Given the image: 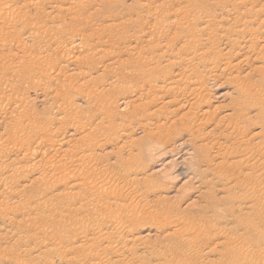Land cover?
I'll list each match as a JSON object with an SVG mask.
<instances>
[{"label":"rangeland","instance_id":"rangeland-1","mask_svg":"<svg viewBox=\"0 0 264 264\" xmlns=\"http://www.w3.org/2000/svg\"><path fill=\"white\" fill-rule=\"evenodd\" d=\"M261 30L264 31V0H0V169H4L0 170V264H90L91 261V264L131 261H134L131 264H159L161 260L153 251L161 248V252L176 254L182 246L189 247V256L198 255L200 262L195 264H263L264 235L258 231L264 228V32ZM255 31L258 33L254 35ZM212 46L216 50H210ZM257 55L260 58L256 59ZM184 63L189 65L188 70L182 66ZM214 64L218 67H213ZM50 72L57 77L52 73L47 76ZM71 78L75 82L71 83ZM239 82L249 84L250 87L246 86L250 89ZM159 89H170L173 94ZM153 94L155 101L164 100L150 102ZM179 100L183 106L178 105ZM195 102L199 105L194 106ZM143 104L149 106L142 107ZM17 115L23 119L17 121ZM85 128L92 131L89 133ZM157 128L164 133L158 136L160 139L154 134H160ZM20 137L21 144L17 139ZM58 148L60 151L63 148L62 152L55 154ZM33 149L39 150L35 151L41 156L37 157ZM80 154L83 158H79ZM90 154L94 160H90ZM33 155L41 159L40 166V162H36L38 166L35 164L37 159ZM54 165L57 172L61 167L59 173ZM247 199L251 200L247 205L252 202V206L243 208ZM255 200L259 202L254 206ZM112 234L116 237L121 234L117 243L114 238L112 242ZM108 242H112L111 246L115 242V247ZM89 245L95 252H89ZM124 251L127 256L122 255ZM103 254L111 257L105 259Z\"/></svg>","mask_w":264,"mask_h":264},{"label":"bare ground","instance_id":"bare-ground-1","mask_svg":"<svg viewBox=\"0 0 264 264\" xmlns=\"http://www.w3.org/2000/svg\"><path fill=\"white\" fill-rule=\"evenodd\" d=\"M251 3H252V2H251ZM261 11L263 12L262 9H261ZM249 13H250V12H249ZM256 13H257V12H256ZM257 14H258V13H257ZM258 15H259V14H258ZM257 17H259V16H257ZM243 18H244V17H243ZM245 18H246V17H245ZM208 20H209V19H208ZM253 20H256V19L254 18ZM210 21H211V20H210ZM243 21H244L243 23H245V19H244ZM246 21H248V19H247ZM248 22H249V21H248ZM234 23H235V22H234ZM234 23H233V24H234ZM239 23H241V22L239 21ZM243 23H241V24H243ZM214 24H215V23H214ZM233 24H232V25H233ZM235 24H236V23H235ZM235 24H234V25H235ZM237 24H238V22H237ZM247 24H248V23H247ZM209 25H210V24H209ZM212 26H213V25H212ZM212 26H211V27H212ZM245 26H247V25H245ZM249 26H250V25H249ZM249 26H248V28H249ZM229 27H230V26H229ZM242 27H243V25H242ZM250 27H251V26H250ZM207 28H208V27H207ZM207 28H206V29H207ZM220 28H221V27H220ZM248 28H247V30H249ZM203 29H205V28H203ZM227 29H228V28H227ZM227 29H226V31H227ZM243 29H244V28H243ZM243 29H241V30H243ZM255 29H256V28H254V30H255ZM185 30H186V29H185ZM185 30H184V31H185ZM210 30H211V29H210ZM210 30H209L208 33H210ZM228 30H229V29H228ZM234 30H235V29H234ZM237 30H238V29H237ZM251 30H252V29H251ZM256 30H257V29H256ZM202 31H203V30H202ZM258 31H259V30H258ZM187 32H188V31H187ZM250 32H251V31H250ZM256 32H257V31L252 32V33H254V35H255ZM261 32L263 33L264 31L261 30ZM189 33H190V32H189ZM211 33H212V32H211ZM221 33H222V31H221ZM225 33H226V32H225ZM247 33H248V31H247ZM257 33H258V32H257ZM184 34H185V33H184ZM191 34H192V32H191ZM193 34H194V33H193ZM243 34H244V33H243ZM187 35H189V34H187ZM207 35H208V34H207ZM260 35H263V34H260ZM201 36H202V35H201ZM208 36H210V35H208ZM208 36H207V38L209 39ZM235 36H236V35H235ZM237 36H238V35H237ZM252 36H253V35H252ZM232 37H233V36H232ZM244 37H245V36H244ZM247 37H249V38H247L248 40L251 39V38H250L251 36H247ZM259 37H260V36H259ZM188 38H189V37H188ZM241 38H242V36H241ZM189 39H190V38H189ZM191 39H192V38H191ZM205 39H206V37H205ZM208 39H207V40H208ZM212 39H213V38L211 37L210 40H212ZM235 39H236V37H235ZM237 39H238V38H237ZM245 39H246V38H244V39L242 38V40H245ZM252 39H254V38H252ZM259 39H260V38H259ZM75 40H76V39H75ZM75 40H74V41H75ZM255 40H257V37L255 38ZM204 41H206V40H204ZM208 41H209V40H208ZM208 41H207V42H208ZM212 41H213V40H212ZM212 41H210V42L212 43ZM221 41H222V39H221ZM245 41H246V40H245ZM259 41H261V40H259ZM75 42H76V41H75ZM182 42H183V41H182ZM185 42H186V41H185ZM195 42H197V39H196ZM250 42H252V41L250 40ZM76 43H77V42H76ZM76 43H74V44H76ZM183 43H184V42H183ZM186 43H187V42H186ZM205 43H206V42H205ZM211 43H210V44H211ZM213 43H214V42H213ZM226 43H227V42H226ZM99 44H100V43H99ZM159 44H160V43H159ZM206 44H207V43H206ZM232 44H233V43H232ZM245 44H246V43H245ZM245 44H244V45H245ZM255 44H256V43H255ZM260 44H262V43H260ZM196 45H197V44H196ZM207 45H208V44H207ZM211 45H212V44H211ZM242 45H243V44H242ZM244 45H243V46H244ZM249 45H250V43H249ZM252 45L254 46V44H252ZM263 45H264V44H263ZM157 46H158V45H157ZM160 46H161V44H160ZM160 46H159V47H160ZM201 46H202V45H201ZM209 46H210V45H209ZM213 46H214V44H213ZM213 46H212L211 48L209 47L210 50L216 48V47H213ZM233 46H234V45H233ZM240 46H241V45H240ZM74 47H75V46H74ZM77 47H78V46H77ZM154 47H156V46H154ZM154 47H153V48H154ZM162 47H163V46H162ZM185 47H186V46H185ZM203 47H205V44H204ZM203 47H202V48H203ZM217 47H218V46H217ZM262 47L264 48V46H262ZM156 48H157V47H156ZM188 48H189V47H188ZM193 48H194V47H193ZM206 48H207V47H206ZM206 48H205V49H206ZM209 48H208V49H209ZM245 48H246V47H245ZM260 48H261V47H260ZM191 49H192V48H191ZM199 49H200V48H199ZM217 49H221V48H217ZM229 49H230V48H229ZM246 49H247V48H246ZM248 49H249V48H248ZM248 49H247V50H248ZM253 49H254V48H253ZM261 49H262V48H261ZM187 50H188V49H187ZM197 50H198V49H197ZM206 50H207V49H206ZM214 50H216V49H214ZM250 50H251V49H250ZM250 50H249V51H250ZM254 50H255V49H254ZM256 50H258V47H257ZM256 50H255V51H256ZM259 50H260V49H259ZM77 51H78V50H77ZM188 51H189V50H188ZM194 51H195V48H194ZM226 51H229V50L226 49ZM235 51H237V50H235ZM261 51H262V50H261ZM261 51H257V52H261ZM164 52H166V51L164 50ZM196 52H197V51H196ZM196 52H195V53H196ZM216 52H217V51H216ZM242 52H243V51H242ZM252 52H253V51H252ZM175 53H176V52H175ZM191 53L193 54V51H192ZM224 53H225V52H224ZM234 53H235V52H234ZM243 53H244V52H243ZM247 53H248V52H247ZM254 53L257 54L256 52H254ZM168 54H169V53H168ZM179 54H180V53H179ZM192 54H191V55H192ZM215 54H216V53H215ZM222 54H223V53H222ZM225 54L227 55V53H225ZM232 54H233V53H232ZM239 54H240V52H239ZM260 54H261V53H260ZM260 54H259V55H260ZM185 55H187V54H185ZM189 55H190V54H189ZM189 55H188V58H189ZM191 55H190V57H191ZM197 55L199 56V53H198V52H197ZM200 55H201V54H200ZM219 55H220V53H219ZM219 55H217V56L219 57ZM233 55H234V54H233ZM246 55H247V54H246ZM262 55H264V54H262ZM65 56H66V55H65ZM193 56H194V55H193ZM193 56H192V57H193ZM195 56H196V55H195ZM201 56H202V55H201ZM203 56H204L203 58H205V56H207V55L204 54ZM222 56H223V55H222ZM242 56H243V55H242ZM250 56H251V55H250ZM250 56H249V57H250ZM252 56H253V55H252ZM50 57H51V56H50ZM67 57H68V55H67ZM67 57H66V58H67ZM72 57H73V56H72ZM159 57H160V55H159ZM176 57H177V56H176ZM181 57H182V56H181ZM184 57H185V56H183V58H184ZM196 57H197V56H196ZM199 57H200V56H199ZM213 57H214V56H213ZM213 57H210V58H213ZM218 57H217V58H218ZM220 57H221V56H220ZM220 57H219V58H220ZM228 57H230V56H228ZM246 57H247V56H246ZM246 57H245V58H246ZM257 57H259V56L257 55L255 58L257 59ZM48 58H49V57H48ZM63 58H64V56H63ZM66 58H64V59L66 60ZM70 58H71V57H70ZM76 58H77V57H76ZM76 58L72 59L73 62H74V60H75ZM78 58H79V57H78ZM78 58H77V59H78ZM172 58H174V56H173ZM178 58H179V56H178ZM183 58H182V60H183ZM193 58H194V57H193ZM200 58H201V57H200ZM200 58H199V60L202 59V58H201V59H200ZM208 58H209V57H208ZM208 58L206 57V60H207ZM219 58H218V59H219ZM234 58H235V57H234ZM241 58H242V57H241ZM247 58H248V57H247ZM259 58H260V57H259ZM49 59H51V58H49ZM80 59H81V58H80ZM164 59H165V58H164ZM168 59H169V58H168ZM175 59H177V58H175ZM179 59H180V58H179ZM185 59H187V58H185ZM218 59H217V61H218ZM223 59H224V56H223ZM228 59H229V58H228ZM46 60H47V59H46ZM81 60H82V59H81ZM81 60H80V61H81ZM169 60H170V59H169ZM169 60H167V61H169ZM196 60H197V59H196ZM206 60H204L203 62H205ZM208 60H209V59H208ZM226 60H227V59H226ZM231 60H232V59H229V61H231ZM247 60H249V59H247ZM247 60H245V61L247 62ZM86 61H87V60H86ZM86 61H84V63H85ZM174 61H175V62H174ZM174 61H173V63H175V64H173V65L176 66V65H177V64H176V60H174ZM185 61H186V60H185ZM188 61H193V60H188ZM217 61H216V62H217ZM219 61H220V60H219ZM221 61H222V59H221ZM223 61H224V60H223ZM234 61H235V60H234ZM236 61H237V60H236ZM236 61H235V62H236ZM238 61H239V60H238ZM238 61H237V62H238ZM241 61H242V63H244V62H243V61H244V57H243V60H241ZM250 61H251V60H250ZM253 61H254V59H253ZM257 61H258V60H257ZM44 62H47V61H44ZM49 62H50V61H49ZM71 62H72V61H71ZM76 62H77V61H76ZM171 62H172V60H171ZM181 62H184V61H181ZM196 62H197V61H196ZM226 62H228V61H226ZM226 62H225V63H226ZM239 62H240V61H239ZM239 62H238V63H239ZM255 62H256V61H255ZM39 63H40V62H39ZM41 63H42V62H41ZM41 63H40V64H41ZM59 63H60V62H59ZM64 63H65V62H64ZM69 63H70V60H69ZM74 63H75V62H74ZM78 63H79V62H78ZM80 63H82V62H80ZM110 63H111V62H110ZM110 63H109V61H108V64H110ZM167 63H168V62H167ZM169 63H170V61H169ZM177 63H178V62H177ZM191 63H194V62H191ZM210 63H212V62H210ZM213 63H214V61H213ZM213 63H212V64H213ZM221 63H222V62H221ZM223 63H224V62H223ZM225 63H224V65H225ZM229 63H230V62H229ZM238 63H237V64H238ZM46 64L48 65V63H46ZM51 64H52V63H51ZM53 64H55V63H53ZM53 64H52V65H53ZM65 64H66V63H65ZM67 64H68V63H67ZM76 64H77V63H76ZM85 64H86V63H85ZM170 64H172V63H170ZM195 64H196V63H195ZM216 64H217V63H216ZM226 64H227V63H226ZM233 64H234V63H233ZM233 64H232V66H233ZM246 64H248V63H246ZM74 65H75V64H74ZM219 65H220V64H219ZM230 65H231V63H230ZM240 65H241V64H240ZM48 66H50V65H48ZM48 66H47V67H48ZM61 66H62V63H61ZM61 66H60V67H61ZM182 66H186L185 63H184ZM187 66H189V65H187ZM187 66H186V68H185V67H184V68L188 70V67H187ZM197 66H198V65H197ZM214 66H217V65L214 64L213 67H214ZM228 66H229V65H228ZM232 66H231V67L229 66V68L232 69ZM50 67H51V66H50ZM50 67H48V68H50ZM54 67H55V65H54ZM58 67H59V66H58ZM58 67H56V70H57ZM152 67H153V66H152ZM194 67H195V66H193V68H194ZM209 67H211V65H209ZM217 67H218V66H217ZM220 67H221V66H220ZM236 67H237V65H236ZM238 67L240 68V66H238ZM238 67H237V68H238ZM258 67H259V66H258ZM45 68H46V67H45ZM184 68H183V69H184ZM215 68H216V67H215ZM58 69H59V68H58ZM151 69H152V68H151ZM156 69H157V67H156ZM181 69H182V68H181ZM181 69H180V70H181ZM191 69H192V68H191ZM191 69H190V67H189V70H191ZM212 69H214V68H212ZM234 69H235V68H234ZM234 69H233V70H234ZM257 69H258V68H257ZM222 70H223V68H222ZM262 70H264V69H262ZM46 71L48 72L49 69H48V70L46 69ZM51 71H53V69H52ZM58 71H60V69H59ZM71 71H72V70H71ZM143 71H144V70H143ZM154 71H155V70H154ZM160 71H161L160 73L162 74V70H161V69H160ZM168 71H170V70H168ZM181 71H182V70H181ZM183 71H184V70H183ZM194 71H196V69H194ZM194 71H193V72H194ZM209 71H210V70H209ZM230 71H231V70H230ZM234 71H235V70H234ZM47 72H45V73H47ZM60 72H61V71H60ZM166 72H167V71H166ZM188 72H189V71H188ZM232 72H233V71H232ZM232 72H231V73H232ZM258 72H259V71H258ZM51 73H52V72L48 73L47 76H48L49 74H51ZM57 73H58V72H57ZM64 73L66 74V71H64ZM72 73H75V72H72ZM175 73H176V72H175ZM177 73H179V71H178ZM177 73L175 74L176 76H177ZM181 73H182V72H181ZM185 73H186V72H185ZM189 73H190V72H189ZM189 73H188V74H189ZM233 73H234V72H233ZM262 73H263V72H262ZM59 74H62V72L59 73ZM65 74H64V75H65ZM129 74H130V73H129ZM166 74L168 75V73H166ZM186 74H187V73H186ZM188 74H187L186 76H188ZM197 74H199V73H197ZM201 74H203V73H201ZM216 74H217V73H216ZM263 74H264V73H263ZM52 75H54V74L52 73ZM56 75H57V74H56ZM71 75H72V74H71ZM148 75H149V73H148ZM171 75H172V73H171ZM211 75H212V74H210V76H211ZM235 75H236V74H235ZM45 76H46V75H45ZM54 76H55V75H54ZM75 76H76V75H75ZM181 76H183V73L181 74ZM186 76H184L185 79L187 78ZM197 76H198V75H197ZM208 76H209V75H208ZM217 76H218V75H217ZM236 76H237V75H236ZM52 77H53V76H52ZM56 77H57V76H55V78H56ZM64 77H65V76H63V78H64ZM71 77H72V76H71ZM178 77H179V76H178ZM178 77H177V79H178ZM211 77H212V76H211ZM237 77H238V76H237ZM237 77H234V76H233V78H235V79H236ZM49 78H50V76L48 77V79H49ZM55 78H54V79H55ZM72 78L74 79V77H72ZM72 78H71V79H72ZM147 78H148V77H147ZM163 78L166 79L165 77H163ZM163 78H162V79H163ZM169 78H170V77H169ZM175 78H176V77H175ZM180 78H181V77H180ZM191 78H192V77H191ZM203 78H204V77H203ZM207 78H208V77H207ZM212 78H213V77H212ZM212 78H211V79H212ZM54 79H53V80H54ZM59 79H61V77H59ZM71 79H70V80H71ZM73 79H72L71 83L74 81ZM162 79L160 78V80H162ZM194 79H195V78H194ZM194 79L192 78V80H194ZM209 79H210V78H209ZM209 79H208V80H209ZM64 80H67V79H64ZM158 80H159V79H158ZM160 80H159V81H160ZM179 80H180V79H179ZM236 80H238V78H237ZM163 81H164V80H163ZM173 81H174V80H173ZM197 81H199V79H198ZM201 81H203V80H201ZM63 82H64V81H63ZM74 82H75V81H74ZM174 82H175V81H174ZM185 82H186V81H185ZM188 82H189V81H188ZM194 82H195V80H194ZM194 82H192V84H193ZM249 82H251V80H250ZM58 83H59V82H58V80H57V84H58ZM64 83H65V82H64ZM67 83H68V82H67ZM165 83H168V82H165ZM176 83H177V82H176ZM182 83H183V82H182ZM182 83H179V84H182ZM186 83H187V82H186ZM241 83H242V82H241ZM251 83H252V82H251ZM104 84H105V83H104ZM154 84H155V83H154ZM170 84H171V83H170ZM183 84H184V83H183ZM189 84H190V83H188V85H189ZM194 84H195V83H194ZM194 84H193V85H194ZM202 84H203V82H202ZM204 84H205V83H204ZM239 84H240V82H239ZM242 84H244V83H242ZM242 84H240V85L243 86ZM60 85L62 86V83H61ZM102 85H103V83H102ZM146 85H147V84H146ZM155 85H157V84H155ZM158 85H159V84H158ZM173 85H175V84H173ZM176 85H177V84H176ZM176 85H175V87H177V89H178V85H177V86H176ZM185 85H186V84H185ZM190 85H191V84H190ZM199 85H200V84H199ZM240 85H239V86H240ZM246 85H247V84H246ZM246 85L244 84V87H247V86L250 87L249 84H248L247 86H246ZM63 86H64V84H63ZM65 86H66V85H65ZM65 86H64V88H65ZM149 86H151V85L149 84ZM149 86H148V90H149ZM162 86H163V85H162ZM167 86H168V85H167ZM170 86H171V89H172V85H170ZM170 86H169V88H170ZM181 86H182V85H180V87H181ZM183 86H184V85H183ZM201 86H203V85H201ZM236 86H237V85H236ZM241 86H240V87H241ZM47 87H49V86L47 85ZM151 87H152V86H151ZM164 87H165V86H164ZM187 87H191V86H187ZM194 87H195V86H194ZM204 87H205V86H204ZM248 87H247V88H248ZM251 87H252V85H251ZM258 87H259V86H258ZM51 88H52V87H51ZM156 88H157V87H156ZM159 88H160V87H159ZM184 88H185V87H184ZM192 88H193V87H192ZM199 88H200V87H199ZM199 88L197 87V89H199ZM201 88L203 89V87H201ZM252 88H253V87H252ZM252 88H251V89H252ZM46 89L48 90V88H46ZM61 89H62V88H61ZM75 89H77V88H75ZM78 89H79V87H78ZM78 89H77V90H78ZM95 89H96V87H95ZM143 89H145V87H144ZM146 89H147V87H146ZM146 89H145V90H146ZM150 89H151V88H150ZM162 89H164V88H162ZM166 89H167V88H166ZM166 89H165V90H166ZM175 89H176V88H174V90H175ZM177 89H176V90H177ZM181 89H182V87H181ZM187 89H188V88H187ZM208 89H209V88H208ZM241 89H242V88H241ZM248 89H250V88H248ZM49 90H50V89H49ZM49 90H48V92H49ZM59 90H60V89H59ZM63 90H64V89H63ZM63 90H62V91H63ZM108 90H109V88H108ZM153 90H154V89H153ZM159 90H161V89H159ZM169 90H170V89H169ZM169 90H167V91L169 92ZM193 90H194V88H193ZM204 90H205V89H203V91H204ZM245 90H247V89H245ZM50 91H51V90H50ZM57 91H58V90H57ZM65 91H66V90H65ZM75 91H76V90H75ZM155 91H156V90H155ZM161 91H162V90H161ZM163 91H164V90H163ZM163 91H162V92H163ZM167 91H164V92H167ZM170 91H171V93L173 92L172 90H170ZM178 91H180V90L178 89ZM58 92H60V91H58ZM76 92H77V91H76ZM144 92H145V91H144ZM148 92H150V90H149ZM156 92H158V91H156ZM184 92L187 93V90L184 91ZM200 92H201V91H200ZM200 92H199V93H200ZM244 92H246V91H243V93H244ZM60 93H61V92H60ZM66 93H67V92H66ZM77 93H79V90H78ZM93 93H94V92H93ZM100 93H101V92H100ZM104 93H105V92H104ZM145 93H146V92H145ZM175 93H176V91H175ZM175 93H174V94H175ZM188 93H189V92H188ZM197 93H198V92H197ZM197 93H195V94H197ZM246 93H247V92H246ZM58 94H59V93H57V95H58ZM64 94H65V92H64ZM64 94H63V92H62V97H63ZM69 94H70V93H69ZM84 94H85V93H84ZM90 94H91V92H90ZM139 94H140V93H139ZM159 94H161V93H159ZM163 94H165V93H163ZM167 94H168V93H167ZM169 94H170V92H169ZM169 94H168V95H169ZM172 94H173V93H172ZM177 94H178V92H177ZM177 94H175V95H177ZM179 94H181V93H179ZM200 94H201V93H200ZM200 94H199V95H200ZM60 95H61V94H59V96H60ZM73 95H74V94H73ZM87 95H89V94H87ZM87 95H86V96H87ZM132 95H133V94H132ZM147 95H148V94H147ZM161 95H162V94H161ZM185 95H186V94H185ZM197 95H198V94H197ZM0 96H2V95H0ZM133 96H134V95H133ZM156 96H157V94H156ZM170 96H171V95H170ZM183 96H184V95H183ZM191 96L194 97L193 95H191ZM191 96H190V97H191ZM200 96H201V95H200ZM200 96L198 97L199 99H200ZM202 96H203V95H202ZM62 97L60 96V98H62ZM65 97H66V96H65ZM87 97H90V96H87ZM125 97H126V96H125ZM150 97H151V96H150ZM154 97H155V94H153V98L150 99V102H152L153 99H154V102H156V101L160 102V101L164 100L163 98H160V99H162V100H156V101H155V98H154ZM160 97H161V96H160ZM171 97H174V98H175V96H171ZM190 97H189V98H190ZM192 97H191V98H192ZM207 97H208V96H207ZM8 98H9V97H7V99H8ZM108 98H109V97H108ZM147 98H149V97H147ZM176 98H177V97H176ZM181 98H182V97H181ZM183 98H184V97H183ZM183 98H182V99H183ZM186 98H187V97H186ZM194 98H195V97H194ZM194 98H193V99H194ZM87 99H88V98H87ZM104 99H105V98H104ZM144 99H145V98H144ZM156 99H159V98L157 97ZM168 99H170V98H168ZM177 99H178V98H177ZM195 99H196V98H195ZM195 99H194V100H195ZM205 99H206V98H205ZM3 100H4V98H3ZM137 100H138V99H137ZM147 100H148V99H147ZM170 100H171V99H170ZM172 100H174V99L172 98ZM180 100H181V99H180ZM180 100H179V103L181 102ZM187 100H188V99H187ZM1 101H2V99L0 100V102H1ZM69 101H71V100H69ZM74 101H75V100H74ZM175 101L178 102V100H176V99H175ZM175 101H174V102H175ZM183 101H184V100H183ZM185 101H186V99H185ZM185 101H184V102H185ZM190 101H191V100H190ZM58 102H60V99H59ZM67 102H68V101H67ZM89 102H90V101H89ZM92 102H93V101H92ZM146 102H147V101H146ZM150 102H149V104H151ZM187 102H188V101H186V103H187ZM192 102H193V101H192ZM204 102H205V100H204ZM204 102H203V103H204ZM3 103H4V101H3ZM8 103H9V102H8ZM71 103H72L71 105L74 104L73 102H71ZM87 103H88V102H87ZM109 103H110V102H109ZM112 103H113V102H112ZM163 103H164V101H163ZM166 103H168L169 106H170L169 101L167 102V100H166ZM200 103H201V102H200ZM58 104H59V103H58ZM65 104H66V103H65ZM188 104H190V102H188ZM197 104H198V103L195 102V105H194V106H196ZM60 105H61V103H60ZM68 105H69V104H67L66 107H67ZM71 105H70V107H71ZM146 105H147V104H146ZM146 105L143 104L142 107H144V106H146ZM158 105H159V104H158ZM178 105L183 106L184 104L182 105V104L180 103V104H178ZM198 105H199V104H198ZM259 105H260V104H259ZM58 106H59V105H58ZM114 106H115V105H114ZM135 106H136V105H134V107H135ZM148 106H149V105H148ZM148 106H146V107H148ZM151 106H152V105H151ZM165 106H167V104H166ZM165 106H164V107H165ZM185 106H187V105H185ZM185 106H184V107H185ZM189 106H190V105H189ZM191 106H192V104H191ZM191 106L189 107L190 109H191ZM0 107H1V105H0ZM59 107H60V106H59ZM59 107H58V108H59ZM63 107H65V106H63ZM70 107H69V108H70ZM82 107H83V106H82ZM107 107H108V106H107ZM109 107H110V106H109ZM132 107H133V106H132ZM142 107H141V108H142ZM153 107H155V106H153ZM157 107H158V106H157ZM157 107H156L155 109H157ZM160 107H161V105H160ZM160 107H159L158 109H161V110H162V108H160ZM176 107H178V110H181V109H182V108H180L179 106H176ZM184 107H183V108H184ZM234 107H235V106H234ZM5 108H6V107H5ZM33 108H34V107H33ZM75 108H76V107H75ZM78 108H79V107H78ZM86 108H87V107H86ZM114 108H115V107H114ZM139 108H140V107H139ZM141 108H140V109H141ZM192 108H193V107H192ZM197 108H198V107H197ZM2 109H3V108H2ZM60 109H61V108H60ZM60 109H59V110H60ZM73 109H74V108H73ZM76 109H77V108H76ZM134 109H135V108H134ZM137 109H138V108H137ZM144 109H146V108H144ZM147 109H148V108H147ZM147 109H146V110H147ZM158 109H157V110H158ZM185 109H186V108H185ZM79 110H80V108H79ZM87 110H88V109H87ZM135 110H136V109H135ZM178 110H176V111H178ZM2 111H3V110H2ZM24 111H25V110H24ZM65 111H66V110L63 109V112H64V113H65ZM70 111H71V110H70ZM74 111L77 113L78 109H77V110H74ZM147 111H148V110H147ZM150 111H151V109L149 110V112H150ZM152 111H153V110H152ZM152 111H151V114H152ZM189 111H190V110L188 109V112H189ZM193 111H194V109H193ZM55 112H56V111H55ZM103 112H104V111H103ZM135 112H136V111H135ZM149 112H148V113H149ZM183 112H184V111H183ZM14 113H15V112H14ZM146 113H147V112H146ZM194 113H195V112H194ZM228 113H229V112H228ZM231 113H232V112H231ZM83 114H84V113H83ZM151 114H146V115H151ZM153 114H154V113H153ZM153 114H152V115H153ZM183 114H184V113H183ZM214 114H215V112H214ZM0 115H1V114H0ZM15 115H16V113H15ZM20 115H21V114H20ZM62 115H63V114H62ZM101 115H102V114H101ZM152 115H151V116H152ZM154 115H156V114H154ZM185 115H186V114H185ZM194 115H195V114H194ZM212 115H213V112H212ZM68 116H69V115H68ZM78 116H79V115H78ZM86 116H88V114H87ZM231 116H232V115H231ZM13 117H14V116H13ZM16 117H17V121H20L21 118H22V117H21L20 119H18V117H19L18 115H17ZM16 117H14V118H16ZM52 117H53V116H52ZM63 117H64V116H63ZM69 117H70V116H69ZM209 117H212V116H209ZM213 117H214V116H213ZM213 117H212V119H213ZM222 117H223V116H222ZM222 117H221V119H219V120L222 121V120H223ZM224 117H225V116H224ZM227 117H228V116H227ZM14 118H13V120H12L13 122H15V121H14ZM59 118H60V117H59ZM191 118H192V119H195V118H193V116H192ZM225 118H226V117H225ZM228 118H229V117H228ZM231 118H233V117H231ZM231 118H229V119H231ZM3 119H4V118H3ZM5 119H6V118H5ZM22 119H23V118H22ZM54 119H55V118H54ZM56 119H57V118H56ZM56 119H55V120H56ZM77 119H78V118H77ZM84 119H85V118H84ZM209 119H210V118H209ZM15 120H16V119H15ZM52 120H53V119H52ZM58 120H59V119H58ZM61 120H62V119H61ZM61 120H60V123H61ZM87 120H88V119H87ZM210 120H211V119H210ZM210 120H209V121H210ZM225 120H226V119H225ZM17 121H16V122H17ZM71 121H72V120H71ZM201 121H203V120H201ZM205 121H206V120H205ZM207 121H208V119H207ZM209 121H208V122H209ZM211 121H212V120H211ZM211 121H210V122H211ZM221 121H218V123H220ZM237 121H238V120H237ZM84 122H85V121H84ZM107 122H109V121H107ZM194 122H195V121H194ZM212 122H213V121H212ZM234 122H235V121H234ZM21 123H22V122H21ZM74 123H75V121H74L72 124H74ZM102 123H103V122H102ZM174 123H175V122H174ZM199 123H200V122H199ZM228 123H229V122H228ZM61 124H62V123H61ZM76 124H77V123H76ZM80 124H81V123H80ZM82 124H83V123H82ZM171 124H172V122H171ZM193 124H194V123H193ZM206 124H207V123H206ZM232 124H233V123H232ZM235 124H236V123H235ZM10 125H11V123H10ZM70 125H71V124H70ZM83 125H84V124H83ZM101 125H103V124H101ZM104 125H105V124H104ZM137 125H138V124H137ZM184 125H185V124H184ZM11 126H12V125H11ZM48 126H49V125H48ZM60 126H61V125H60ZM65 126H66V124H65ZM71 126H72V125H71ZM73 126H74V125H73ZM81 126H82V125H81ZM84 126H85V125H84ZM89 126H90V125L88 124L87 127H89ZM140 126H141V125H140ZM142 126H144V125H142ZM185 126H186V125H185ZM187 126L189 127L188 124H187ZM226 126H227V124H226ZM228 126H229V124H228ZM240 126H241V125H240ZM240 126H238V124H237V127H240ZM12 127H13V126H12ZM15 127H16V126H15ZM50 127L52 128V126H50ZM66 127H68V125H67ZM99 127H100V126H99ZM235 127H236V126H235ZM237 127H236V130H237ZM23 128H26V126L24 125ZM36 128H37V127H36ZM74 128H78V126H76V127H74ZM95 128H96V126H95ZM100 128H101V127H100ZM175 128H176V127H175ZM189 128H190V127H189ZM44 129H45V128H44ZM65 129H66V128H65ZM143 129H144V128H143ZM157 129H159V128H157ZM157 129H156V131L158 132ZM166 129H167V128H166ZM171 129H172V128H170V130H171ZM185 129H187V128L185 127ZM211 129H212V128H211ZM20 130H21V129H20ZM20 130H19V131H20ZM45 130H47V129H45ZM76 130H77V129H76ZM86 130H87V129L85 128V131H86ZM98 130H99V129H98ZM104 130H105V129H104ZM151 130H153V129H151ZM162 130H163V129H162ZM197 130H199V129H197ZM233 130H234V127H233ZM89 131H92V130L89 129ZM89 131L87 130V132H89ZM156 131L153 130V131H151V132H156ZM160 131H161V130L159 129V133H160ZM176 131H177V130H176ZM192 131H193V130H192ZM13 132H14V131H13ZM24 132H25V131H24ZM43 132H45V131H43ZM87 132H86V133H87ZM95 132H96V131H95ZM95 132H94V133H95ZM167 132H168V129H167ZM167 132H166V133H167ZM169 132H170V131H169ZM199 132H200V130H199ZM201 132H202V131H201ZM56 133H57V132H56ZM76 133H77V132H76ZM86 133H85V134H86ZM89 133H90V132H89ZM119 133H120V132H119ZM161 133H162V132H161ZM161 133H160L159 135H157L158 133H157V134L154 133V134L156 135V139H160L158 136H160ZM174 133H175V132H174ZM192 133H193V132H192ZM194 133H195V135H196V134L199 135L198 132H194ZM208 133H209V132H208ZM208 133H206V134H208ZM210 133H211V132H210ZM213 133H214V132H213ZM54 134H55V133H54ZM71 134L73 135V133H71ZM83 134H84V133H83ZM117 134H118V133H117ZM162 134H164V133H162ZM200 134H201V133H200ZM239 134H240V133H239ZM80 135H81V133H80ZM95 135H96V134H95ZM202 135H203V134H202ZM228 135H229V134H228ZM51 136H52V135H51ZM82 136H83V135H82ZM114 136H115V135H114ZM116 136H117V135H116ZM118 136H121V135H118ZM126 136H127V134H126ZM164 136H165V135H164ZM164 136H163V137H164ZM212 136H213V134H212ZM216 136H217V135H216ZM222 136H223V134H222ZM225 136H226V135H225ZM232 136H233V135H232ZM48 137H49V136H48ZM57 137H58V136H57ZM87 137H88V136H87ZM89 137H90V136H89ZM95 137H96V136H95ZM100 137H101V136H100ZM100 137H99V138H100ZM103 137H104V136H103ZM154 137H155V136H154ZM157 137H158V138H157ZM161 137H162V135H161ZM200 137H202V136H200ZM20 138H21V137H20ZM83 138H84V137H82L81 139H83ZM93 138H94V137H92L91 139H93ZM104 138H105V137H104ZM116 138H117V137H116ZM216 138H217V139H216V141H217L219 138H218V136H217ZM225 138H226V137H225ZM17 139H18V140H21V142H20V144H21L22 141H23L22 138H21V139L17 138ZM57 139H58V138H57ZM71 139H72V138H71ZM84 139H85V138H84ZM91 139H87V140H91ZM94 139H96V138H94ZM97 139H98V138H97ZM164 139H166V136H165ZM164 139H163V141H164ZM168 139H169V138H168ZM197 139H198V138H197ZM213 139H214V138H213ZM239 139H240V138H239ZM239 139H237V137H236L235 140H239ZM52 140L54 141V139H52ZM52 140H51V141H52ZM66 140H67V139H66ZM66 140H65V143L67 142ZM69 140H70V139H69ZM69 140H68V141H69ZM105 140H107V139L105 138ZM169 140H170V139H169ZM235 140H234V141H235ZM44 141H45V140H44ZM59 141H60V139H59ZM70 141H72V140H70ZM109 141H110V140H109ZM171 141H172V140H171ZM171 141H169V142H171ZM15 142H17V143H15V144H17V146H18V141L16 140ZM45 142H47V140H46ZM60 142H61V141H60ZM63 142H64V141H63ZM63 142H62V143H63ZM105 142L108 143V141H105ZM133 142H134V141H133ZM167 142H168V141H167ZM167 142H166V144H167ZM238 142H240V140H239ZM241 142H242V141H241ZM68 143H69V142H68ZM95 143H96V142H95ZM44 144H45V143H43V146H44ZM50 144H51V143H50ZM55 144L58 145L59 142H58V143H55ZM77 144H78V143H77ZM79 144H80V143H79ZM125 144H126V143H125ZM60 145L62 146L63 144H60ZM64 145H65V144H64ZM81 145H82V142H81ZM81 145H80V146H81ZM87 145H88V144H87ZM96 145H98V144H96ZM49 146H50V145H49ZM51 146L53 147V144H52ZM85 146H86V145H85ZM94 146H95V145H94ZM254 146H255V145H254ZM19 147L22 149V147H24V146L21 145V146H19ZM25 147H26V146H25ZM45 147H46V146H45ZM99 147H100V146H99ZM121 147H123V146H121ZM15 148H18V147L15 146ZM20 148H19V150H21ZM27 148H28V147H27ZM27 148H25L24 150L27 151ZM84 148H85V147H84ZM84 148H83V150H84ZM123 148H124V147H123ZM154 148H155V147H154ZM204 148H205V147H204ZM59 149H60V148H58L57 151H54L55 154H56L57 152L60 151ZM62 149H63V148H61V151H60V152H62ZM79 149H81V148H79ZM79 149H76V150H74V151H77V150H79ZM91 149H93V148H91ZM119 149H120V148H119ZM33 150H34V149H33ZM35 150L37 151V149H35ZM35 150L32 151V152H33V153L35 152L34 154L37 155V157H38V155H40V154H36V153H37L39 150H38L37 152H36ZM55 150H56V149H55ZM67 150H68V149H67ZM83 150H82V151H83ZM16 151H17V149H16ZM82 151H81V153H82ZM91 151H92V150H91ZM187 151H188V150H187ZM39 152H40V151H39ZM63 152H65V151H63ZM83 152H84V151H83ZM158 152H160V151H158ZM26 153H27V152H26ZM29 153H31V150H30ZM69 153H70V152H69ZM69 153H68V154H69ZM89 153H90V152H89ZM31 154H32V153H31ZM57 154H58V153H57ZM60 154H61V153H60ZM64 154L67 155L66 152H65ZM83 154H84V153H83ZM83 154H82V156H83ZM92 154H93V153H92ZM156 154H157V153H156ZM189 154H190V151H189ZM35 155H33V156H35ZM87 155H88V154H87ZM87 155L84 156V159H85V157H87ZM93 155H94V154H93ZM133 155H134V154H133ZM157 155H158V154H157ZM40 156H41V155H40ZM69 156H70V155H69ZM82 156H81V154H80V157H79V158H81ZM90 156H91V154L89 155V157H90ZM94 156H95V155H94ZM94 156L90 157V160H92V159L94 160V158H93ZM130 156H131V155H130ZM218 156H219V155H218ZM37 157L35 156V159H37ZM71 157H72V156H70V158H71ZM73 157H75V156H73ZM79 158H78V159H79ZM82 158H83V157H82ZM125 158H128V157H125ZM39 159H40V158H39ZM39 159H37V161H35V164H36L37 166H38V164H37L38 162H40V163H39V166H40V164H41V161H38ZM74 159H77V156H76V158H74ZM123 159H124V158H123ZM40 160H41V159H40ZM81 160H82V159H81ZM81 160H80V161H81ZM126 160H127V159H126ZM45 161L48 162L47 160H45ZM72 161H74V160H72ZM72 161H70V162L72 163ZM78 161H79V160H78ZM82 161H83V160H82ZM87 161H89V160H87ZM87 161H86V162H87ZM123 161H124V160H123ZM36 162H37V163H36ZM60 162H61V161H60ZM76 162H77V160H76ZM84 162H85V161H84ZM93 162H94V161H93ZM93 162H92V163H93ZM48 163H49V162H48ZM48 163H46V164H48ZM44 164H45V163H44ZM58 164L60 165V163H58ZM68 164H69V163H68ZM87 164H88V163H87ZM127 164L129 165L130 163H127ZM131 164H132V163H131ZM4 165H5V164H4ZM76 165H77V163H76ZM116 165H117V164H116ZM118 165H119V164H118ZM121 165H122V164H121ZM6 166H8V165H6ZM9 166H10V165H9ZM9 166H8V167H9ZM79 166H80V165H79ZM132 166H133V165H131L130 167H132ZM42 167H43V166H42ZM52 167H53V166H52ZM54 167H55V165H54ZM54 167L51 168V169L54 170ZM57 167H58V166H57ZM107 167H108V166H107ZM5 168H6V170H7V167H5ZM35 168H37V167H35ZM58 168L60 169L61 167H58ZM105 168H106V167H105ZM122 168H123V167H122ZM132 168H134V167H132ZM2 169H3V168H2ZM2 169H0V170L2 171ZM13 169H14V168H13ZM15 169H16V168H15ZM51 169H50V170H51ZM56 169H57V168L55 167V170H56ZM59 169H58V172H57V170H56L57 173H59ZM97 169H98V168H97ZM99 169H100V168H99ZM6 170H5V171H6ZM17 170H18V169H17ZM35 170H36V169H35ZM53 170H51V171H53ZM55 170H54V171H55ZM107 170H108V169H107ZM109 170H110V169H109ZM3 171H4V169H3ZM3 171H2V172H3ZM117 171H118V170H117ZM117 171H116V172H117ZM120 171H121V169H120ZM123 171H124V170H123ZM18 172H19V171H18ZM18 172H17V173H18ZM37 172H38V171H37ZM4 173H5V172H4ZM6 173L9 174L8 172H6ZM6 173H5V174H6ZM13 173H14V172H13ZM49 173H50V177H52L51 172H49ZM57 173H56V175H57ZM94 173H95V172H94ZM1 174H2V173H1ZM14 174H15V173H14ZM97 174H98V173H97ZM3 175H4V174H3ZM12 175H13V174H12ZM124 175H125V174H124ZM124 175H123V176H124ZM126 175H127V174H126ZM1 176H2V175H1ZM1 176H0V177H1ZM5 176H6V175H5ZM95 176H96V178H97V175H95ZM220 176H221V174H220ZM98 177H99V176H98ZM52 178H53V177H52ZM56 178H57V176H56ZM56 178H55V179H56ZM129 178H130V177H129ZM3 179H5L4 176H3ZM3 179H2V180H3ZM7 179H8V178H6L5 180H7ZM55 179H53V180H55ZM126 179H127V178H126ZM51 180H52V179H51ZM53 180H52V181H53ZM12 181H14V180H12ZM59 181H60V179H59ZM1 182H3V181H1ZM3 183H4V182H3ZM10 183H11V182H10ZM50 183H51V182H50ZM52 183H53V182H52ZM54 183H55V182H54ZM54 183H53V184H54ZM56 183H57V182H56ZM60 184H61V182H60ZM128 184H129V183H127V185H128ZM1 185H2V184H1ZM4 185L7 186L6 183H5ZM55 185H56V184H55ZM9 186H10V185H9ZM49 186H50V185H49ZM56 186H58V185H56ZM50 187H51V186H50ZM54 187H55V186H54ZM128 187H129V186H128ZM140 187H141V186H140ZM143 187H144V186H143ZM143 187H142V188H143ZM10 188H11V187H10ZM129 188L132 189V187H129ZM149 189H150V188H149ZM151 189H152V188H151ZM153 189H154V188H153ZM56 190H57V189H56ZM142 190H143V189H142ZM14 191H15V190H14ZM45 191H46V190H45ZM50 191H51V190H50ZM52 191H53V190H52ZM52 191H51V193H52ZM149 191H150V190H149ZM54 192H55V191H54ZM142 192H143V191H142ZM0 193H1V192H0ZM2 194H3V193H2ZM2 194H1V195H2ZM46 194H47V193H46ZM134 194H135V193H134ZM144 194H145V193H144ZM38 195H39V194H38ZM53 195H54V194H53ZM4 196H5V195H4ZM40 196H41V195H40ZM47 196H48V195H47ZM47 196H46V197H47ZM55 196H56V195H55ZM138 196H139V195H138ZM15 197H16V196H15ZM19 197H20V196H19ZM51 197H52V196H51ZM12 198H13V197H12ZM22 198H23V197H22ZM56 198H57V197H56ZM56 198H54V199H56ZM246 198H247V197H246ZM1 199H2V197H1ZM7 199H8V198H7ZM14 199H15V198H14ZM41 199H42V198H41ZM9 200H11V198H9ZM38 200H39V199H38ZM38 200H37V201H38ZM43 200H44V199H43ZM2 201H4V200H2ZM11 201H13V200H11ZM16 201H17V200H16ZM133 201H134V200H133ZM246 201H247V202H245V206H244L243 208H246V207L250 208V207L252 206V202H251L250 205H247V203H250L251 200H250V199H247ZM13 202H14V201H13ZM51 202H52V201H51ZM256 202H259V201H256V200L253 201V205H254V206H255V204H257ZM5 203H6V202H5ZM43 203H44V202L42 201V204H43ZM135 203H136V201H135ZM8 204H9V202H7V206H8ZM17 204H18V203H17ZM19 204H20V202H19ZM22 204H23V203H22ZM45 204H46V203H45ZM91 204H92V203H91ZM95 204H96V203H95ZM102 204H103V202H102ZM105 204H106V203H105ZM107 204H108V202H107ZM107 204H106V206H107V207H110V206L107 205ZM133 204H134V203H133ZM133 204H132V206H133ZM138 204L140 205L139 202H138ZM5 205H6V204H5ZM9 205H10V204H9ZM129 205H131V204H129ZM139 205H138V207H139ZM53 206H55V205H53ZM88 206H89V205H88ZM106 206H105V207H106ZM115 206H116V205H115ZM132 206H131L130 208H132ZM11 207H12V206H11ZM16 207H17V206H16ZM94 207H95V206H94ZM51 208H53V207H51ZM83 208H86V207H83ZM91 208H92V207H91ZM96 208H97V207H96ZM96 208H95V210H96ZM101 209H102V208H101ZM132 209H136V207H135V208L133 207ZM139 209H140V208H139ZM83 210H84V209H83ZM88 210H89V209H88ZM97 210H98V209H97ZM97 210H96V211H97ZM128 210H129V209H128ZM54 211H56V210H54ZM60 211H61V210H60ZM60 211H58V212H60ZM63 211H64V210H63ZM98 211H99V210H98ZM98 211H97V212H98ZM129 211H130V210H129ZM137 211H138V210H137ZM88 212H89V211H88ZM131 212H132V211H131ZM78 213H79V212H78ZM80 213H81V212H80ZM261 214H262V213H261ZM90 215H91V214H90ZM132 215L134 216V214L131 213V216H132ZM138 215H139V214H138ZM263 215H264V214H263ZM263 215H262V216H263ZM59 216H60V214H59ZM88 216H89V215H88ZM101 216H102V215H101ZM37 217H38V216H37ZM104 217H105V216H104ZM138 217H139V216H138ZM260 217H261V216H260ZM24 218H25V217H24ZM27 218H28V216H27ZM27 218H26V221H27ZM29 218H30V217H29ZM31 218H32V217H31ZM98 218H99V217H98ZM135 218H136V217H135ZM139 218H140V217H139ZM139 218H138V219H139ZM40 219H41V216H40ZM49 219H50V218H49ZM59 219H60V217H59ZM59 219H58V221H59ZM89 219H90V218H89ZM101 219H102V218H101ZM138 219H137V220H138ZM44 220H45V219H44ZM44 220H43V221H44ZM53 220H54V219H53ZM55 220H56V218H55ZM92 220H93V219H92ZM28 221H30V219H29ZM38 221H39V220H38ZM38 221H37V222H38ZM96 221H97V220H96ZM100 221H101V220H100ZM138 221H139V220H138ZM159 221H160V220H159ZM48 222H49V221H48ZM160 222L162 223L163 221H160ZM38 223H39V222H38ZM93 223H94V221H93ZM98 223H100V222L98 221ZM98 223L96 222V223H94V224H98ZM161 223H160V224H161ZM60 224H61V222H60ZM162 224H163V223H162ZM168 224L171 225L170 223H168ZM27 225H28V224H27ZM30 225H31V223H30ZM37 225H38V224H37ZM98 225H99V224H98ZM165 225H166V222H165ZM41 226H42V225H41ZM41 226H40V227H41ZM96 226H97V225H96ZM100 226H101V225H100ZM171 226H173V225H171ZM28 227H29V226H28ZM37 227H38V226H37ZM40 227H39V228H40ZM101 227H102V226H101ZM22 228H23V227H22ZM34 228H35V227H34ZM45 228H46V227H45ZM58 228H59V227H58ZM89 228H91V227L89 226ZM124 228H125V227H124ZM168 228H169V227H168ZM35 229H36V228H35ZM35 229H34V230H35ZM107 229H108V228H107ZM27 230H28V229H27ZM43 230H44V229H43ZM82 230H83V229H82ZM82 230H80V231H82ZM100 230H101V228H100ZM25 231H26V230H25ZM36 231H37V230H36ZM71 231H72V230H71ZM90 231H93V229L90 230ZM96 231H97V228H96ZM96 231H95V232H96ZM98 231H99V230H98ZM118 231H119V230H118ZM258 231H259V235H264V228H260ZM21 232H22V231H21ZM38 232H39V231H38ZM100 232H101V231H100ZM110 232H113V231H110ZM122 232H123V231H122ZM24 233H25V232H24ZM105 233H108V232L105 231ZM105 233H104V234H105ZM113 233H114V232H113ZM115 233H116V232H115ZM115 233H114V234H115ZM128 233H129V232H128ZM225 233H227V231H225ZM225 233H224V234H225ZM87 234H88V233H87ZM92 234H93V233H92ZM98 234H99V232H98ZM104 234H102V236H104ZM108 234H109V233H108ZM29 235H30V234H29ZM43 235H44V234H43ZM46 235H47V234H46ZM75 235H76V233H75ZM78 235H80V233H79ZM96 235H97V234H96ZM96 235H94V236H95V239H96ZM112 235H113V234H112ZM120 235H121V234H120ZM120 235H119L118 237H116L115 235H113V236H111V237L109 236V237L112 239V242H113V238H114V240H115L116 243H117V239H116V238H119L118 240H120V237H121ZM27 236H28V234H27ZM80 236H81V235H80ZM80 236H79V237H80ZM94 236L92 235V237H94ZM133 236H134V235H133ZM135 236H136V235H135ZM226 236H227V235H226ZM226 236H225V237H226ZM79 237H78V238H79ZM105 237H106V236H104V238H105ZM140 237H141V236H140ZM225 237H224V238H225ZM60 238H61V237H60ZM81 238H83L82 240L84 241V237L82 236ZM107 238H108V237H107ZM135 238H136V237H135ZM111 239H109V241H110ZM123 239H124V238H123ZM123 239H122V240H123ZM125 239H126V238H125ZM71 240H72V239H71ZM78 240H79V239H78ZM82 240H81V241H82ZM88 240H89V239H88ZM93 240H94V239H93ZM103 240H104V239H103ZM103 240H102V241H103ZM134 240H136V239H134ZM43 241H44V240H43ZM43 241H42V242H43ZM72 241L74 242V240H72ZM72 241H71V242H72ZM75 241H76V240H75ZM95 241H96V240H95ZM100 241H101V239H100ZM107 241H108V239H107ZM128 241L130 242L129 239H128ZM60 242H61V241H60ZM60 242H59V243H60ZM71 242H70V244H71ZM112 242H108L107 244L110 245V243H112ZM129 242H128V243H129ZM139 242H140V241H138V243H139ZM39 243H40V242H39ZM43 243H44V242H43ZM46 243H47V242H46ZM57 243H58V241H57ZM76 243H77V241H76ZM96 243H97V242H95V245H96ZM100 243H101V242H100ZM114 243H115V242H114ZM114 243H113V246H114ZM121 243H122V242H121ZM125 243H126V242H124V244H125ZM143 243H144V242H143ZM44 244H45V243H44ZM70 244H68V245H70ZM74 244H75V243H72V246H70L72 249L75 247ZM78 244H79V241H78ZM122 244H123V243H122ZM122 244H121V246H122ZM130 244H131V243H130ZM135 244H137V243L135 242ZM61 245H62V244H61ZM90 245L94 246V244H92V243H91ZM90 245H89V248H90ZM97 245H98V244H97ZM97 245H96V246H97ZM103 245H104V244H103ZM143 245H144V244H143ZM146 245H148V244H146ZM146 245H145V246H146ZM80 246L83 247V245H80ZM84 246H85V245H84ZM101 246H102V245H101ZM105 246H106V245H105ZM110 246H111V245H110ZM113 246H111V247H113ZM145 246H144V247H145ZM171 246H172V245H170V247H171ZM46 247H47V245H46ZM46 247H45V248H46ZM70 247H69V249H70ZM85 247H86V246H85ZM97 247H98V246H97ZM97 247H96V248H97ZM99 247H100V246H99ZM108 247H109V246H108ZM108 247H107V248H108ZM114 247H115V246H114ZM116 247H117V246H116ZM123 247H128V246H123ZM137 247H138V246H137ZM170 247H169V248H170ZM55 248L57 249V247H55ZM55 248H54V250H55ZM59 248H60V247H59ZM104 248H105V247H104ZM109 248H110V247H109ZM129 248H130V247H129ZM142 248H143V247H142ZM169 248H168V249H169ZM177 248H178V247H177ZM46 249H47V248H46ZM92 249H93V248H92ZM92 249H91V248H90V250L88 249L89 252H91V251H92V252H95V250H92ZM98 249H99V248H98ZM148 249H149V248H148ZM159 249L161 250V248H159ZM40 250H41V249H40ZM42 250H43V249H42ZM101 250H102V248H101ZM110 250H111V249H110ZM121 250H122V249H121ZM130 250H131V249H129V251H130ZM150 250H151V249H150ZM155 250H156V249H155ZM160 250H159V251H153V252H154L153 255L156 256V257H158L159 260H161V262H160L159 264H195V263H197V262H200V261H199V260H200L199 257H197L198 255H197L196 257H193V256L191 257V256H189L188 251H190V249H189V247H187V246H182V247H180L178 253H176V254H169V253L167 254L166 252H161ZM28 251H29V249H28ZM47 251H48V249H47ZM97 251H98V250H97ZM114 251H115V249H114ZM114 251H112V252L114 253ZM118 251H119V250H118ZM122 251H123V250H122ZM145 251H146V250H145ZM163 251H164V250H163ZM120 252H121V251H120ZM120 252H119V253H120ZM125 252H126V251H124L123 254H122V253H121V254H122V255H125ZM127 252H128V251H127ZM26 253H27V252H26ZM40 253H41V252H40ZM51 253H52V252H51ZM86 253H87V251L85 252V254H86ZM97 253H98V255L100 254L99 251H98ZM115 253H116V252H115ZM119 253L117 252V254H119ZM133 253H134V252H133ZM133 253H131V254H133ZM6 254H7V253H6ZM17 254H18V253H17ZM82 254H83V253H82ZM95 254H96V253H95ZM104 254H105V253H104ZM104 254L101 255V256H102V257L105 256V259H106L107 257H111V256H108V255H110V254H108V255H104ZM121 254H120V255H121ZM129 254H130V253H129ZM142 254H143V253H142ZM147 254H148V253H147ZM4 255H5V254H4ZM149 255H150V254H149ZM50 256H51V255H50ZM125 256H127V255H125ZM128 256H129V255H128ZM133 256H134V258H136L135 256H137V255H133ZM133 256H131V257H133ZM56 257H57V256H56ZM72 257H73V256H72ZM72 257H71V258H72ZM86 257H87V256H86ZM112 257H113V255H112ZM114 257H115V256H114ZM131 257H129V258L131 259ZM65 258H66V255H65ZM65 258H64V259H65ZM89 258H92V257L89 256ZM98 258H99V256H98ZM100 258H101V257H100ZM137 258H138V257H137ZM143 258H144V257H143V255H142V260H143ZM54 259H55V258H54ZM60 259H62V258H60ZM102 259H103V258H102ZM110 259L112 260V258H110ZM115 259H116V258H115ZM117 259H118V258H117ZM127 259H128V257H127ZM127 259H123V260L126 261ZM75 260H76V259H75ZM98 260L100 261V259H98ZM108 260H109V259H108ZM108 260H107V261H108ZM113 260H114V259H113ZM135 260H136V259H135ZM159 260H158V261H159ZM94 261H95V260H94ZM121 261H122V260H121ZM125 261H123V262H125ZM130 261H131V260H130ZM137 261H138V260H137ZM156 261H157V260H156ZM158 261H157V262H158ZM162 261H163V262H162ZM26 262H27V261H26ZM69 262H70V261H69ZM89 262H90V261H89ZM91 262H93V261H91ZM91 262H90V264H91ZM103 262H106V260H105V261H102V263H103ZM126 262H127V261H126ZM133 262H134V261H133ZM133 262L131 261V263H133ZM141 262H142V261H141ZM157 262H156V263H157ZM75 263H76V262H75ZM84 263H85V262H84ZM84 263H83V264H84ZM111 263H112V262H110V264H111ZM129 263H130V262H129ZM131 263H130V264H131ZM142 263H143V262H142ZM154 263H155V262H154ZM154 263H153V264H154ZM216 263H217V262H216ZM216 263H215V264H216ZM16 264H17V263H16ZM18 264H19V262H18ZM100 264H101V263H100ZM112 264H114V263H112ZM125 264H126V263H125ZM148 264H149V263H148ZM210 264H212V263L210 262ZM261 264H262V263H261ZM263 264H264V262H263Z\"/></svg>","mask_w":264,"mask_h":264}]
</instances>
